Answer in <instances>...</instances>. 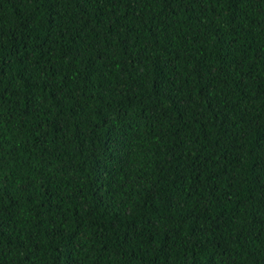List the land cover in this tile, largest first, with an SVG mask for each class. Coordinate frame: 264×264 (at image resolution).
Wrapping results in <instances>:
<instances>
[{"label": "trees", "instance_id": "obj_1", "mask_svg": "<svg viewBox=\"0 0 264 264\" xmlns=\"http://www.w3.org/2000/svg\"><path fill=\"white\" fill-rule=\"evenodd\" d=\"M0 264H264V0H0Z\"/></svg>", "mask_w": 264, "mask_h": 264}]
</instances>
